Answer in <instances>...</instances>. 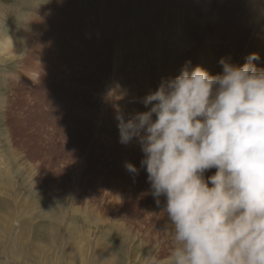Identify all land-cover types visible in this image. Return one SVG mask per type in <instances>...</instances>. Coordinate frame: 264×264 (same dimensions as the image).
Listing matches in <instances>:
<instances>
[{"label": "rangeland", "instance_id": "obj_1", "mask_svg": "<svg viewBox=\"0 0 264 264\" xmlns=\"http://www.w3.org/2000/svg\"><path fill=\"white\" fill-rule=\"evenodd\" d=\"M164 1L194 15L190 34L201 38L217 20L203 0ZM237 3L230 15L245 20L249 2ZM130 13L126 0H0V264H169V226L140 168L144 154L135 140L119 142L117 110H147L140 101L158 88L145 74L117 82L119 44L136 27ZM242 45H231L240 54L231 62L241 64Z\"/></svg>", "mask_w": 264, "mask_h": 264}, {"label": "clouds", "instance_id": "obj_2", "mask_svg": "<svg viewBox=\"0 0 264 264\" xmlns=\"http://www.w3.org/2000/svg\"><path fill=\"white\" fill-rule=\"evenodd\" d=\"M260 59L221 58L216 74L187 62L141 99L147 110H117L119 142L139 143L150 194L163 204L169 264H264ZM125 168L133 177L140 171L130 161Z\"/></svg>", "mask_w": 264, "mask_h": 264}, {"label": "bare ground", "instance_id": "obj_3", "mask_svg": "<svg viewBox=\"0 0 264 264\" xmlns=\"http://www.w3.org/2000/svg\"><path fill=\"white\" fill-rule=\"evenodd\" d=\"M126 1L131 2L130 16L134 19L132 22L136 24V27L134 25L132 27L133 32L129 39L130 44L126 39L119 44L121 45L119 53L120 58L118 59L115 70H117L116 76L119 79H117V82L120 81V84H125L127 80H130L132 77H139L145 74L141 79L146 84L152 85L155 82L156 86L159 87L163 80L178 75L182 68L186 66L187 62H190L188 65L189 67L202 65L212 74L220 73L222 72V66L219 63L221 58L233 61L235 55L240 57V54L234 50V47H231L232 44L236 43L247 46L244 47L247 49V54L243 58L241 65L246 61L249 54L258 52L261 59L257 61V63L260 66H264V0H248L249 12L245 20L243 17L237 19L232 18L230 15L231 13L232 15L237 14V10L239 9L238 0H208L207 2L203 0L202 2L196 3L199 8L204 10L206 15L217 17L215 22H207L203 25L205 33H203L202 38L201 33L190 34L193 25L195 26V23L192 21L194 15H191L186 10H169L164 0L160 4L153 0ZM213 2H215V5L212 6ZM103 6L104 5H102V7ZM102 7L101 9H103ZM110 19L111 24L115 23V18L110 17ZM154 19L159 21V23H154V26H151V23L155 21ZM234 22L236 24H234ZM201 25L202 24H199L198 27ZM115 29L116 27L112 28L108 34L115 31ZM153 29L154 31L152 33ZM237 30L240 32L234 35ZM164 33H167V35L161 36ZM151 36L155 39L161 37L163 40L159 38L160 40L152 43V45L150 43ZM180 36L182 37L181 39L179 38ZM178 41L180 42L178 43ZM200 41H203V43L200 44ZM126 45L128 46L124 48ZM167 46L170 52L164 56V50ZM194 59H196L197 64ZM134 61L152 63L144 62L145 67L140 66L142 64L138 63L139 66L137 64L138 67H135L131 64ZM142 70L146 72L144 73ZM115 78V76L111 78L114 84ZM55 227L52 229L53 231H51L52 235H49L51 238L49 239L52 240L51 246L57 243L56 234L58 230L56 231ZM24 238L25 236L22 235L16 240L20 239L24 241ZM3 240H5V238H3Z\"/></svg>", "mask_w": 264, "mask_h": 264}]
</instances>
